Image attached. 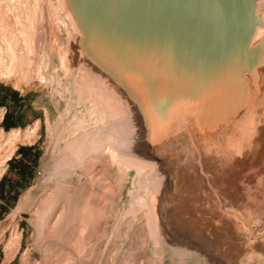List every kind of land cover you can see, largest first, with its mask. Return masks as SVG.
Masks as SVG:
<instances>
[{
    "label": "rangeland",
    "instance_id": "374dc122",
    "mask_svg": "<svg viewBox=\"0 0 264 264\" xmlns=\"http://www.w3.org/2000/svg\"><path fill=\"white\" fill-rule=\"evenodd\" d=\"M143 1L140 18L143 24L147 20V24L152 23L148 34L155 44L150 54L145 52L138 62L135 60L139 68L146 66L147 73L138 80L125 74L122 83L140 100L135 110L145 108L146 100L160 99L153 82L165 89L174 86L172 93L189 107L186 111L177 105L170 112L160 103L156 107L161 133L169 140L167 148L161 143L157 157L161 158V166L167 165V178L172 182L169 217L164 219L163 229L149 231L145 226L144 217L149 210L156 209V199L163 195L159 175L151 168L132 167L123 178L118 166L109 162L107 169L100 170V182L93 183L87 177L80 182L79 176H73L70 181L75 187L43 183L46 160L53 163L51 156L65 147L61 138L72 118L86 112L89 101L67 95L68 85L73 88L76 78L66 79L60 69L59 48L68 50L71 45L60 20L62 2L0 0V94L16 90L25 106L22 125L8 130L1 126L6 107L0 106V179L19 146L36 145L41 150L28 184L0 219V264H264V0L252 42L243 47H235L229 40L235 21L229 0H192L191 4V0H179L177 12L172 15L180 18L166 27L155 23L161 9L172 10L171 0L161 5L160 0ZM227 6L230 10L226 9V13ZM214 21L217 27L230 24L226 30L225 25L218 28L220 33L216 29L217 34L213 33L217 36L211 38L209 29ZM200 28L211 36L204 32L205 38L199 39ZM72 31L78 45L75 53L88 57L91 64L97 63L96 50L85 38L77 36L74 28ZM223 40L228 42L226 46ZM204 47L208 51H203ZM48 48L53 51L49 71L57 73V83L53 84L46 69ZM184 62H188L187 66ZM6 101L13 102L9 92ZM124 103L130 107L127 100ZM197 106L201 109L194 108ZM126 115L124 112L123 116ZM107 116L110 120L121 118ZM186 130L190 132L189 146L184 145ZM140 201L144 206L135 220L129 211L134 202ZM62 207L66 217L56 222Z\"/></svg>",
    "mask_w": 264,
    "mask_h": 264
},
{
    "label": "bare ground",
    "instance_id": "6f19581e",
    "mask_svg": "<svg viewBox=\"0 0 264 264\" xmlns=\"http://www.w3.org/2000/svg\"><path fill=\"white\" fill-rule=\"evenodd\" d=\"M59 1H61L63 4L62 5L63 6V8H62L63 15H62L60 20L62 22L63 29H65V31L67 32V34H68L67 37L70 39V42H71V45H70L68 50H65V48L63 46L59 48L60 53L59 52L58 53L60 55V61H61L60 69L65 72L64 77L66 79H68V77H75L76 78L73 88H71V86L69 87V85H68L67 95L70 94L72 96V98H78V99L83 100V101H89V105L86 106V109H85L86 112L81 116L78 115L79 116L78 118L74 116L72 118V121L70 122L69 127L67 128V131L64 130V132L66 131L67 133L64 135V137L61 138V140L63 139L66 145L63 148L58 149L57 152L55 154H53V156H51V162H53V163H50L49 161H47L49 158L46 160L45 167H44L45 168V170H44L45 175H44L43 183L44 184L58 183L60 185L61 184L62 185H70L71 187H75L76 184L71 183V181H70V179L73 176H79L80 182L85 177L89 178L90 181L93 183L94 182H100L102 180V178L99 176V174L101 173L100 170H103V168L105 169L106 165L110 164V163H111L110 165H112V163H113L114 165L118 166L120 173H121L123 178H126L130 168H132V167H134L136 169H139L140 166H143L146 168H151L156 174L159 175L158 181L162 185L163 195H162V197H159V200H157L158 198L156 199V204H157V201L159 203V205H157L156 209L149 210V215L147 217H144L145 222H146L145 226L147 227V225H148L149 231H151L155 228H162L163 229V221H164V219L169 217V209H170L169 208V202H170V196H171L170 195V189L172 186L171 185L172 182L169 183V181H168L169 178H167V175H168V171H166L167 165L161 166V163H160L161 158L159 160L157 157L158 156V150L161 148V143H163V147H166L167 145H169L168 144L169 140L167 139V137H165V135L163 133H161L162 130H161L160 117L158 115V111H157L156 107L160 103V104L164 105L163 108L166 112H170L169 110H171L174 106H177V105L180 106L181 108H184L186 111H189V107H187L188 105L185 106L184 103L182 101H180L181 99L179 100L176 97V95L172 93L175 91L174 90L175 87L171 86V83H170L171 87L170 88L168 87L167 89H165L163 86L159 85L158 83L153 82L152 84L154 85V87H156V90L158 93V98H160V99H158V100H151V99L146 100V102H148V103L146 104L145 108L141 107V108H138V110H135V107H136L135 104L136 103L138 104L140 100L138 97L131 95L130 91H127L124 83H122L121 78L125 74L129 75L130 77H134L135 80H138L140 75H142L144 72L147 73L146 66H144L143 69L139 68L137 66V64L135 63V60H136V62H138V60H137L138 57H141L145 52H149V54H150V52L152 51V48L155 44V42L152 39H150L151 37L148 34V28L152 27V26H150L152 23L150 25L147 24V23H150V21L147 20V21H145L147 23L143 24L142 19L140 18V16H141L140 8H143L144 1L143 0H136V1L135 0H59ZM86 1H89V4H93V7H91L89 4L87 5ZM154 1H157V0H152V3H154ZM163 1L165 2V0H160V2L159 1H157V2H159V5H161L163 3ZM193 1L192 0L189 1L190 4ZM171 2H172V10L169 12L168 9L167 10L165 8L161 9L160 16L158 18H156V22H157V23H155L156 26H157V24L163 23L164 26L166 27L167 25L169 26V23L173 24L174 22H176V20H178L180 18L179 17L180 15H178V16L172 15L173 12L175 14L177 12L176 8H178L179 0L178 1L171 0ZM261 2H262V0H254V9H255L256 15H258V13L260 11V8L262 5ZM150 3L151 2H149V4ZM168 4H169V2H168ZM194 4H195V2L192 5H194ZM206 4H208V3H206ZM183 5L185 6V4H183ZM197 6L200 7L199 2H198ZM228 6L230 8V5H228ZM228 6H227V8L223 7L224 10H226V9L230 10L228 8ZM181 7H183V6H181ZM225 7H226V4H225ZM206 8H205V10H206ZM183 9H185V7ZM165 10H166V12H165ZM208 10H209V8H208ZM227 10H226V13H227ZM144 11H145V9H144ZM155 11L156 10L153 9L152 12H155ZM217 11H219V9H217ZM230 11H232V10H230ZM149 13H151V12H149ZM198 13H201V15L203 16L202 12H198ZM231 14H233V13H231ZM231 14H229V16ZM204 15L206 16V14H204ZM220 15L221 14H219V16ZM229 16L227 14V17H229ZM154 17H155V14H154ZM216 17H217V15H216ZM203 18H206V17H202V20H203ZM222 18H224V17H222ZM231 18H232V16H231ZM233 18L235 19L234 16H233ZM206 19H204V20L207 21L208 19L207 20ZM218 19H219V17H218ZM229 20H227V21H229ZM231 20H233V19H231ZM196 21H197V19H196ZM217 21H219V20H217ZM204 22H203V24H204ZM213 23H214V26H212V27L214 29L213 28L209 29L211 34L213 35L211 38H213V37L215 38V36H217L214 34L217 31L216 29H218V28L221 29L222 26L225 25V30H226V26L228 27V25L230 24L228 22V25L227 24L218 25L220 27H217V25H215L217 22L215 23V21H214ZM225 23H227V22L225 21ZM206 27L204 26L203 28L205 29ZM72 28H74L78 32L77 36H80L81 38H85L88 45L92 46V48H94L96 50V52H97V55H96L97 56V63L91 64L89 62L88 57L85 58L84 57L85 55L84 56L83 55H77V53H75L76 49H78L77 48L78 45H77V38H74ZM203 28L197 29V33H198L197 36L199 39H200L199 36H203V38H205L204 32L207 34V31H205V30L208 28H206L205 30ZM161 29H162V27H161ZM219 29H218L219 32L217 31V33H220ZM175 30H176V28H175ZM162 32H163V30H162ZM174 32H176V31H174ZM221 32H224V31L221 30ZM160 36H162V35H160ZM173 36H175V35H173ZM208 36H211V35H208ZM221 36H222V34H221ZM166 37H167V35H166ZM208 39H210V37ZM219 39H221V38H218V40ZM188 40L189 39L187 38L186 44L188 42H190ZM197 40H196V42H197ZM56 41H57V37H56ZM180 41H182V40H180ZM198 41L201 42V40H198ZM211 41H213V40L211 39ZM215 41H216V39L214 40V42ZM223 42L225 43L224 40L222 41V43ZM197 43L200 44L199 42H197ZM197 43H196V46L198 45ZM223 44L221 45L222 47H223ZM226 44H228V42L225 43V46H226ZM253 44H255V41H253ZM217 45H218V41H217ZM198 46H200V45H198ZM216 46H215V48H216ZM205 47H204V49L202 48L203 51L206 50ZM216 49H214V50H216ZM219 49L222 50L221 48H219ZM186 50H187V48H186ZM191 50H193V47ZM187 51H188V53H187ZM187 51H186V53L189 54L190 53L189 49ZM194 51L196 52V48ZM206 51H208V50H206ZM46 52H47V54H46V69L48 70L47 72L50 73L49 77H50L51 83L53 84V83H55L56 77H57L56 71H53L54 73L49 71V68H51V55L53 54V51H50L48 48V51H46ZM187 54L185 55V57L187 56ZM216 54L217 53L215 52L214 55H216ZM24 56L26 57V55H24ZM200 57H199L198 61H201ZM230 59H232V58H230ZM234 61H235V59H234ZM184 63H186L185 65L187 66L188 62H184ZM154 64H156V63H154ZM158 64H159V62H158ZM197 64L199 65V62ZM144 65H146V64H144ZM185 65H182V66H185ZM198 65H197V67H200ZM153 67H154V65H153ZM188 67H191V66L188 65ZM197 67L194 66L195 69H197ZM203 67H204V65L202 66V68ZM201 69H199V71ZM189 70H191V68H189ZM195 71H197V70H195ZM209 71H210V69H209ZM213 72H214V70H213ZM179 73H180V71H179ZM189 74H191V73H189ZM193 75H194V73H193ZM216 75L217 74H215V76ZM182 76H183V74H182ZM142 78H144V77H142ZM204 79H206V76ZM183 80H184V78H183ZM190 80H191V78H190ZM198 80H196V81H198ZM173 81H175V80H173ZM56 83H57V81H56ZM193 84H195V83L193 82ZM197 84H200V81H199V83L196 82L195 85H197ZM177 85H179V84H177ZM203 87L204 86H202V88ZM179 88L181 89V87H179ZM183 90H184V88H183ZM200 90H201V88H200ZM179 92L177 94L181 93V92L180 93ZM202 92H203V90H202ZM183 96H185V95H183ZM205 96H207V94H205ZM126 100L130 103L129 108H127L126 104L124 103ZM183 100L185 101V99H183ZM198 100H196V101H198ZM192 101H194V100H192ZM187 102L189 104V101H187ZM153 103H155L156 105H154ZM203 104H205V102H203ZM75 105L76 106L74 107V109L76 110V108H77V110H79L78 105L77 104H75ZM198 105H199V103H198ZM205 105H204V107H206ZM194 108H200L201 109V106L200 107L197 106ZM82 110L84 111V108ZM82 110H80V111H82ZM124 112L127 113V115L125 117L123 116ZM206 112H207V110H206ZM77 113L78 112H76L74 115H76ZM197 113H199V112H197ZM109 114L121 116V118H115L114 120L113 119L110 120V119H108L109 117L107 116ZM189 114H188V116H189ZM200 114H202V113H200ZM203 116L204 115H202L201 118H203ZM197 118H195V120ZM199 119H200V117H199ZM194 123L192 125H194ZM199 123H200V121H199ZM197 125H198V123L195 124L194 126H197ZM231 126L232 125H230V127ZM65 127H67V126H65ZM188 128H189V126H188ZM227 128H229V127H227ZM62 133H63V131H62ZM189 133L190 132L186 130V132H184V134H183L184 145H188L187 140L188 139L190 140ZM201 133H203V130ZM60 137H61V135H60ZM215 138H217V137H215ZM134 152H136V153H134ZM146 168H145V170H146ZM141 170H143V168ZM150 173L151 172H149L148 175H150ZM120 182H123V181H120ZM121 187H123L122 183H119L118 188L120 190L123 189ZM160 198H163L164 201L160 202ZM134 204H135V206H133V204H132L129 213H131L132 216H134V219L137 220L136 218H138V212L142 209V206H144V203L142 201H140L138 203L134 202ZM158 206H160L161 209H159ZM61 209H62V211L59 212L57 220H55L56 222L63 221L66 217V214H67L66 209H64V207H62ZM124 217H126V215Z\"/></svg>",
    "mask_w": 264,
    "mask_h": 264
},
{
    "label": "trees",
    "instance_id": "16d2710c",
    "mask_svg": "<svg viewBox=\"0 0 264 264\" xmlns=\"http://www.w3.org/2000/svg\"><path fill=\"white\" fill-rule=\"evenodd\" d=\"M13 95V102L6 101L7 93ZM6 95L0 94V106H5L6 111L1 121V126L11 129L22 125L24 104L18 91L9 89ZM41 150L36 145L19 146L16 155L8 162V169L0 179V219L8 212V208L17 199L33 174L38 164ZM11 174L13 176H11Z\"/></svg>",
    "mask_w": 264,
    "mask_h": 264
},
{
    "label": "water",
    "instance_id": "95a60500",
    "mask_svg": "<svg viewBox=\"0 0 264 264\" xmlns=\"http://www.w3.org/2000/svg\"><path fill=\"white\" fill-rule=\"evenodd\" d=\"M136 1V0H135ZM87 5L89 1H86ZM235 21L229 40L235 47L249 45L251 37L257 27V15L254 9V0H229ZM93 7V4H89Z\"/></svg>",
    "mask_w": 264,
    "mask_h": 264
}]
</instances>
